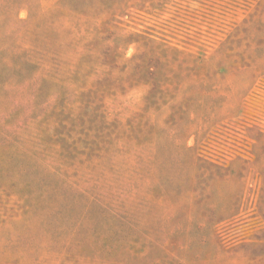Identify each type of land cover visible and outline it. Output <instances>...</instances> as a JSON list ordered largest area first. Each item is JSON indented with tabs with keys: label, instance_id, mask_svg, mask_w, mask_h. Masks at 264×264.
<instances>
[{
	"label": "rangeland",
	"instance_id": "rangeland-1",
	"mask_svg": "<svg viewBox=\"0 0 264 264\" xmlns=\"http://www.w3.org/2000/svg\"><path fill=\"white\" fill-rule=\"evenodd\" d=\"M0 264H264V0H0Z\"/></svg>",
	"mask_w": 264,
	"mask_h": 264
}]
</instances>
